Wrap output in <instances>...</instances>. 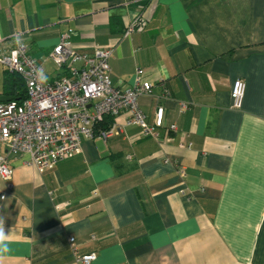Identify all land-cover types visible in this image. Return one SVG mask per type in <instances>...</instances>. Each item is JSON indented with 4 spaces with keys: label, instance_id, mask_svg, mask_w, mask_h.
Wrapping results in <instances>:
<instances>
[{
    "label": "crops",
    "instance_id": "0c3cea01",
    "mask_svg": "<svg viewBox=\"0 0 264 264\" xmlns=\"http://www.w3.org/2000/svg\"><path fill=\"white\" fill-rule=\"evenodd\" d=\"M137 13L145 28L123 36ZM63 35L110 47L120 88L141 68L152 88L139 107L153 122L162 104L164 126L143 136L121 114L119 134L84 139L50 169L11 157L0 264H84L69 236L97 253L88 264H264V0H0V49L21 39L47 79L62 72L49 52ZM7 75L0 63V97Z\"/></svg>",
    "mask_w": 264,
    "mask_h": 264
},
{
    "label": "built area",
    "instance_id": "2783aa9c",
    "mask_svg": "<svg viewBox=\"0 0 264 264\" xmlns=\"http://www.w3.org/2000/svg\"><path fill=\"white\" fill-rule=\"evenodd\" d=\"M146 19L137 13L123 31L129 36L146 26ZM110 47L96 46L87 52L74 47L63 35L49 52V57L64 73L47 79L40 60L31 56L27 44L21 39L0 49V63L11 72L19 74L26 86L22 102L9 99L0 102V179L9 181L13 175L10 158L28 155L29 163L37 170L50 169L59 161L80 152L84 139L96 134V125L105 116L112 117L107 129L98 132L107 138L121 132L116 118L125 115L124 125L140 127L143 136L158 139V128L164 126V107L158 104L153 122H148L139 107L138 98L151 91L152 83L142 79V69H135L133 83L120 88L110 77ZM246 83L235 78L230 88L231 107L240 109ZM180 110L187 105L181 101ZM170 131L176 130L169 124ZM164 161L170 162L168 158ZM172 162V161H171ZM181 175L183 167L173 161ZM6 193L0 188V210ZM69 246L79 263L88 264L97 257L95 251L78 254L74 236L68 237Z\"/></svg>",
    "mask_w": 264,
    "mask_h": 264
},
{
    "label": "trees",
    "instance_id": "16d2710c",
    "mask_svg": "<svg viewBox=\"0 0 264 264\" xmlns=\"http://www.w3.org/2000/svg\"><path fill=\"white\" fill-rule=\"evenodd\" d=\"M8 75L5 77V82H9L5 84V90L7 92V96L11 97V99H15L18 102H22L26 98V86L22 77L15 73L11 72L7 69ZM64 72L62 71L61 74ZM112 123L111 116H105L104 119L96 125V133L100 131V129H107ZM95 133V134H96Z\"/></svg>",
    "mask_w": 264,
    "mask_h": 264
},
{
    "label": "water",
    "instance_id": "95a60500",
    "mask_svg": "<svg viewBox=\"0 0 264 264\" xmlns=\"http://www.w3.org/2000/svg\"><path fill=\"white\" fill-rule=\"evenodd\" d=\"M2 98V100L4 101H6V100H9V99H11V97H9V96H7V97H0V99Z\"/></svg>",
    "mask_w": 264,
    "mask_h": 264
}]
</instances>
